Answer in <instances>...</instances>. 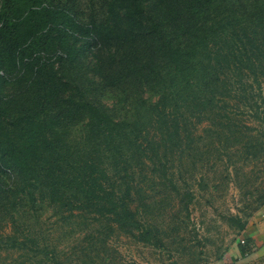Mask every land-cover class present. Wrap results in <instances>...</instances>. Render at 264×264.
Listing matches in <instances>:
<instances>
[{
	"label": "trees",
	"instance_id": "1",
	"mask_svg": "<svg viewBox=\"0 0 264 264\" xmlns=\"http://www.w3.org/2000/svg\"><path fill=\"white\" fill-rule=\"evenodd\" d=\"M189 157L239 186L264 165V0H0V264H90V221L154 244L142 183L189 212Z\"/></svg>",
	"mask_w": 264,
	"mask_h": 264
},
{
	"label": "rangeland",
	"instance_id": "2",
	"mask_svg": "<svg viewBox=\"0 0 264 264\" xmlns=\"http://www.w3.org/2000/svg\"><path fill=\"white\" fill-rule=\"evenodd\" d=\"M204 126H199V132ZM195 159H200V156ZM197 162L198 165L202 163L201 160ZM191 163L193 158H186L184 166L189 168V172H182L193 193L189 212L183 205H179L175 192L167 191L158 185L159 182L142 183L151 195L147 202L148 213L144 214L143 219L156 229L158 240L154 244L141 242L118 229L106 230L107 221L104 225L90 221L88 223L92 225L95 223L96 226H102L94 247L95 254L88 258L90 264L103 263V258L96 255L99 251L103 252L100 241L106 237L113 245V263L108 264H207L225 259L232 245L240 241L243 232L241 225L245 227L264 210V206H259L254 192L263 188L264 165L258 166L257 170L241 180L240 187L239 181L233 180L224 168L216 167V170L208 174L206 168L197 167L196 170ZM251 170L252 166L245 167V172L250 173ZM201 175H204L203 178ZM176 181L179 187H183L179 177ZM206 181H210L209 186H206ZM154 184L156 186L153 191ZM251 191L255 193L254 196ZM66 222L69 224L55 231V239L64 251L71 242L82 245L77 238L86 230L84 216H75ZM82 237L83 234L79 236ZM87 243L88 240H85L83 245Z\"/></svg>",
	"mask_w": 264,
	"mask_h": 264
},
{
	"label": "crops",
	"instance_id": "3",
	"mask_svg": "<svg viewBox=\"0 0 264 264\" xmlns=\"http://www.w3.org/2000/svg\"><path fill=\"white\" fill-rule=\"evenodd\" d=\"M249 240L248 253L242 255L238 243L233 244L224 260L232 264H264V210L253 220L249 221L243 230L240 241ZM219 259L207 264H224Z\"/></svg>",
	"mask_w": 264,
	"mask_h": 264
},
{
	"label": "built area",
	"instance_id": "4",
	"mask_svg": "<svg viewBox=\"0 0 264 264\" xmlns=\"http://www.w3.org/2000/svg\"><path fill=\"white\" fill-rule=\"evenodd\" d=\"M224 264H232V263L228 260H224Z\"/></svg>",
	"mask_w": 264,
	"mask_h": 264
}]
</instances>
